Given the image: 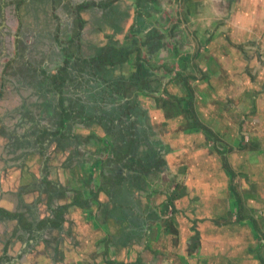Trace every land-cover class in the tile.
<instances>
[{
  "label": "crops",
  "instance_id": "crops-1",
  "mask_svg": "<svg viewBox=\"0 0 264 264\" xmlns=\"http://www.w3.org/2000/svg\"><path fill=\"white\" fill-rule=\"evenodd\" d=\"M158 4L0 0V264H264V0H192L175 27ZM157 32L163 46L141 56L158 82L136 81V40ZM175 72L207 133L157 107L188 94ZM136 91L128 117L90 115ZM115 92L128 96L104 101ZM243 93L258 102L226 117ZM249 123L259 148L241 141ZM233 150L241 192L226 180Z\"/></svg>",
  "mask_w": 264,
  "mask_h": 264
},
{
  "label": "trees",
  "instance_id": "trees-1",
  "mask_svg": "<svg viewBox=\"0 0 264 264\" xmlns=\"http://www.w3.org/2000/svg\"><path fill=\"white\" fill-rule=\"evenodd\" d=\"M151 1L155 2L156 0H151ZM189 1H192V0H183L182 5H183V7L186 8V10H188ZM81 6L82 5H80L79 7H81ZM138 9H139L140 14L135 15V17L133 19V24L130 27L131 29L134 27L136 29V31H139L140 29L146 28L147 24H148V21L145 20V18L143 16H141L143 11L140 9V7H138ZM156 36H157V38H156ZM160 37H161V39H163L164 36L160 35ZM154 38H156L158 40H154ZM136 42H137V46L140 49L137 48V51H136L137 55H136V59L134 62L135 70L132 72L133 77H135L136 81H141L145 75L148 76L150 74L153 77V80L158 82V80H155V77L153 75V71H151V72L149 71V67L151 68V66H152V69L154 70V69H159L160 66L157 64H154V63L149 65V62L146 61L145 58L141 56V46L145 47L146 54H152V56H153L159 52L160 47L163 46V43L159 39L158 32L151 34L148 37H145V39H142L140 41L141 44L137 40H136ZM123 51H120L119 54L123 55L125 58L126 54H128L129 52H131L133 50L124 48ZM107 63H110V61H108ZM168 70H170V69H168ZM190 78L191 77L189 75H183L182 73L175 72L174 73V79H177L179 81H183V85H184L186 91L188 92V94L187 95L182 94L180 96L173 94V95H169L166 99L159 98V96H156L155 97V103L157 104V107L163 109L165 113H166V110L172 111V115L181 114V113L185 112V115L191 118V124L189 125V127H191V129L198 127L203 132L207 133L206 126L198 121L197 116H196L194 109H193L192 92H190L191 86L189 84ZM136 83L141 84L140 82H136ZM138 88L142 89L140 86H138ZM155 91L156 90H152V92H155ZM115 93L116 94H114V95H117V97L111 96L110 93L103 94V95H107V99H105L104 101L108 102L109 99H110L109 101H113V100L118 101V99H123V97L128 96V93H126V92H121L119 94L117 92H115ZM137 94H139V91H136L133 98L126 99L123 101V103H120L117 106H112L108 109H104V107L96 106L94 108V112L98 108L97 109L98 114H90V115L96 116V118H98V119L109 118L112 116H115V117L118 116L119 117L121 115L128 117L130 113L134 112V109H135L134 107H137L139 105V102L136 98ZM186 96H187V98H186ZM139 112H141V111H139ZM135 116L140 117L138 112L135 113ZM101 126H103L107 132H109V130L106 128L107 127L106 120L104 122H102ZM154 167H155L154 168L155 171H157L156 165ZM225 169L230 173V175H232V172L229 169L228 165L225 167ZM255 222L256 221L254 219H251V223H252L254 228L256 226ZM260 245H262V244L260 243ZM260 259L264 263V258L260 256Z\"/></svg>",
  "mask_w": 264,
  "mask_h": 264
},
{
  "label": "rangeland",
  "instance_id": "rangeland-1",
  "mask_svg": "<svg viewBox=\"0 0 264 264\" xmlns=\"http://www.w3.org/2000/svg\"><path fill=\"white\" fill-rule=\"evenodd\" d=\"M164 1L165 4H169V5H172L171 7L176 10L175 13H173L171 16L168 17V19L170 20V22H172L171 24H173L172 26L175 27L178 23L177 21L181 22L182 21V18H181V15L183 14V11H182V8L184 9L183 5H181V0H157V2L159 3L158 6L161 7V9H164V3L162 2ZM168 2V3H167ZM163 3V4H162ZM124 5H125V8L127 9L128 6H126V1L124 2ZM122 8V7H121ZM179 8H181V10H179ZM181 11V13H180ZM179 12V13H178ZM110 13V12H109ZM146 13H147V10H146ZM165 14V13H164ZM168 13L165 14V16H167ZM162 18V16H161ZM186 38H188V34H187V30H184L183 32V35H182V40H185ZM260 59V58H259ZM257 58V61L259 60ZM154 64H157L156 62ZM257 64V62H255V65ZM158 65V64H157ZM248 68L252 71L251 69V66L248 65ZM151 69H152V66H151ZM159 71V69H154L153 71ZM154 73V72H153ZM256 73V72H255ZM254 73V74H255ZM155 74V73H154ZM259 75V73H258ZM262 80V79H261ZM257 82L256 80H254L252 82L253 85H255L254 83ZM155 87V86H154ZM138 88V86H137ZM249 88H252L250 85H249ZM157 92V91H156ZM155 93V92H154ZM154 93H151L150 95H153V97L155 96ZM252 94H249L247 95V93H243L241 94L242 96V101L241 102H237L235 104H233V106H231V109H228L226 111V117L227 116H232V117H237L238 119L241 117V116H245L246 115V112H249V110H251L250 106L251 104H256L258 101L257 100H254L252 99L250 96ZM156 96H159V94H157ZM155 96V97H156ZM233 96H236V95H233ZM255 96L257 98L258 97H262V99L264 100V92L263 93H260L259 95L257 94V92L255 91ZM155 101V99H154ZM236 101V98L234 99L233 103ZM260 105H262V109H264V104H261L259 103ZM141 105V104H139ZM139 113V116H143L145 114H143V110L141 112H138ZM147 115V113H146ZM264 116V115H263ZM147 118V117H146ZM190 118V117H188ZM264 118V117H263ZM249 121L252 120V118H249L248 119ZM252 122H255V120ZM263 122H264V119H263ZM158 127H163V125H160L158 124L157 125ZM256 126H258L257 124L253 123L250 125L249 123V126H248V129H244L242 130V134H241V141L242 143L244 144H249V148H255V146L257 148L260 147V143L258 141L255 142L253 139L255 137H257V133L259 132H262L261 130H257L256 129ZM237 128V125L234 127V129ZM222 142V141H220ZM226 143V142H224ZM257 143V144H256ZM240 145V144H239ZM247 146V147H248ZM230 151L232 150V147H229L228 148ZM238 149V148H236ZM249 156V155H248ZM246 157V156H245ZM226 158V162H227V165L229 166V169L231 170L232 172V175L231 177H227L226 180L228 182H230L231 184L233 183L234 186H235V189H237L239 192H241V189H240V185L239 183L243 180H246V176H250L248 173H243V171L237 167V165L241 162L240 160V156L238 154H235L234 150L232 152H230L229 155L225 156ZM243 158V156L241 157ZM221 160V159H220ZM243 160V159H242ZM246 164L248 166L252 165V167L254 168V166L256 165V162H257V155H250L249 157H246ZM219 162V159L217 160V163ZM222 162V160H221ZM219 164V163H218ZM255 173H252V175H254ZM253 179V178H252Z\"/></svg>",
  "mask_w": 264,
  "mask_h": 264
}]
</instances>
